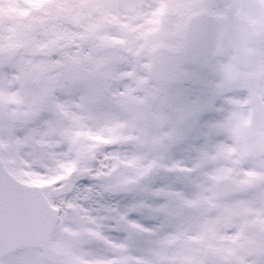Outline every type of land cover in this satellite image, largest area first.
<instances>
[{
    "label": "snow or ice",
    "instance_id": "snow-or-ice-1",
    "mask_svg": "<svg viewBox=\"0 0 264 264\" xmlns=\"http://www.w3.org/2000/svg\"><path fill=\"white\" fill-rule=\"evenodd\" d=\"M0 264H264V0H0Z\"/></svg>",
    "mask_w": 264,
    "mask_h": 264
}]
</instances>
